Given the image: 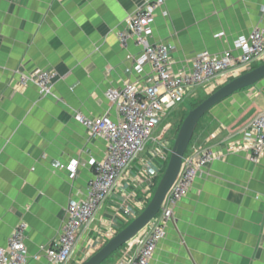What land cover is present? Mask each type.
<instances>
[{
  "label": "crops",
  "instance_id": "crops-1",
  "mask_svg": "<svg viewBox=\"0 0 264 264\" xmlns=\"http://www.w3.org/2000/svg\"><path fill=\"white\" fill-rule=\"evenodd\" d=\"M152 1L0 0V248L25 223L26 264H53L45 249L59 237L69 205L87 198L91 162L108 153L107 142L76 115L117 121L106 91L126 84L142 89L155 79L151 64L136 69L143 48L134 40L124 47L119 39ZM263 14L264 0H164L149 42L166 44L173 72L184 75L202 52L239 56L237 40L249 36ZM39 70L57 73L49 95L19 83L20 74ZM231 78L204 86L206 93ZM187 102L178 107L182 115ZM260 113L264 79L203 118L188 151L211 147L217 158L175 207L148 264H264V153L253 160L243 150L245 131ZM155 154L133 162L78 234L67 264H83L143 211L168 161ZM72 161H78L75 176L62 167ZM145 232L104 264H129Z\"/></svg>",
  "mask_w": 264,
  "mask_h": 264
},
{
  "label": "built area",
  "instance_id": "built-area-1",
  "mask_svg": "<svg viewBox=\"0 0 264 264\" xmlns=\"http://www.w3.org/2000/svg\"><path fill=\"white\" fill-rule=\"evenodd\" d=\"M163 5L164 0H153L141 7L131 17L129 30L119 34L124 47L128 41L134 40L143 48V55L137 60L136 69L140 71L144 63L151 64L155 79L142 89L135 84H126L121 89L106 91L107 100L117 110V121L108 117L87 118L81 114L75 117L92 136L107 142L108 153L103 160L91 162L93 176L88 185L87 198L69 205L59 237L51 246L43 248L48 260L53 264L69 262L80 231L92 222L133 162L153 140L158 126L176 108L195 97L199 88L214 79L220 76L231 78L237 72H245L264 62L263 14L259 26L249 36H242L236 42V48L240 50L239 56L234 55L232 51L220 56L202 52L194 59L190 73L175 74L170 65L169 47L163 43L149 42L152 22L156 12ZM56 78L57 73L53 70H39L32 74H20L19 83L22 86L34 84L42 94L49 95ZM244 138L246 147L243 150L250 154L251 159H258L264 153V113L253 119L245 131ZM162 149L170 151V148L165 146ZM160 151L157 150L154 156L163 158ZM216 158L217 155L211 147L187 151L178 179L167 195L162 210L147 227L148 231L145 230L142 235L139 251L129 264L149 263L158 243L165 236L167 222L173 220L175 207L188 195L198 175ZM62 167H66L70 174L75 176L78 161H72ZM156 173V170L149 167L150 176H155ZM27 227L25 223H20L12 232L8 246L0 248V264L27 263L28 255L24 241Z\"/></svg>",
  "mask_w": 264,
  "mask_h": 264
},
{
  "label": "water",
  "instance_id": "water-1",
  "mask_svg": "<svg viewBox=\"0 0 264 264\" xmlns=\"http://www.w3.org/2000/svg\"><path fill=\"white\" fill-rule=\"evenodd\" d=\"M264 79V63L234 77L211 93L184 118L170 150L166 170L148 205L124 229L113 236L83 264H103L122 247L136 239L155 219L178 179L185 155L191 145L199 122L216 105L236 92L253 87Z\"/></svg>",
  "mask_w": 264,
  "mask_h": 264
},
{
  "label": "rangeland",
  "instance_id": "rangeland-1",
  "mask_svg": "<svg viewBox=\"0 0 264 264\" xmlns=\"http://www.w3.org/2000/svg\"><path fill=\"white\" fill-rule=\"evenodd\" d=\"M263 16V15H262ZM259 26V25H258ZM257 26V27H258ZM256 27V28H257ZM255 28V29H256ZM254 29V30H255ZM238 41V40H237ZM264 63V62H263ZM259 65H261V64H259ZM40 71H48V70H40ZM247 71H249V70H247ZM246 72V71H245ZM245 72H237L238 73V75L237 76H239V75H241V74H243V73H245ZM236 77V76H235ZM221 78H224L223 76H220V77H218L217 79H214L213 81H211L210 83H208L205 87H207V86H211L212 84H216ZM220 86H222V84H220V85H218V86H216V88L211 92V93H213L216 89H218ZM205 87H202V88H199V90H198V93L196 94L197 95V97L199 96V98H201V99H203V98H205V97H207V96H209L211 93H206V88ZM189 100V99H188ZM187 101V100H186ZM186 105H184V107H185ZM180 107V106H179ZM188 109H190V108H188ZM190 111V110H189ZM188 111V112H189ZM182 120H183V116H182V114L178 111V108H176L172 113H171V115L168 117V119H166V120H164L159 126H158V128H157V130H156V132H155V134H154V137H153V140L151 141V143H149L148 144V146L146 147V149H145V151L142 153V155L143 154H145L147 151H150V153H151V151H152V153L154 152V150L155 151H157V150H161L160 152H162V154H163V157L165 158V157H167V159L166 160H168L169 159V155H170V151H168V150H164V149H162L163 148V146H165L166 148H170V150H171V148H172V146H173V143H174V140H175V136H176V134H177V132H178V129H179V126H180V124H181V122H182ZM168 164V163H167ZM166 165V164H165ZM166 167H167V165L165 166V169L163 170V172L158 176V178L156 179V181H155V186H154V188H153V194H154V192L156 191V188H157V186H158V184H159V182H160V180H161V178H162V176H163V174H164V172H165V170H166ZM162 210V209H161ZM160 210V211H161ZM159 214V213H158ZM174 215V214H173ZM174 217V216H173ZM170 221H172V220H170ZM170 221H168L167 222V224H166V226L169 224V223H171ZM148 231V230H147ZM143 238V237H142ZM142 238H141V240H142ZM163 239V238H162ZM141 240L139 241V243H138V249H137V253H138V251H139V247H140V245L142 244L141 243ZM143 242V241H142ZM159 244V243H158ZM158 246V245H157ZM157 248V247H156ZM155 251H156V249H155ZM136 253V254H137ZM155 253V252H154ZM153 257V256H152ZM72 258V257H71ZM71 258H70V260H71ZM70 260H69V262H70ZM109 260V259H108ZM68 262V263H69ZM84 263V262H83ZM105 263V262H104ZM103 263V264H104Z\"/></svg>",
  "mask_w": 264,
  "mask_h": 264
},
{
  "label": "trees",
  "instance_id": "trees-1",
  "mask_svg": "<svg viewBox=\"0 0 264 264\" xmlns=\"http://www.w3.org/2000/svg\"><path fill=\"white\" fill-rule=\"evenodd\" d=\"M255 67H257V65H255V66H253L251 69H253V68H255ZM251 69H249V70H251ZM231 79H233V78H231ZM230 79V80H231ZM229 80V81H230ZM208 97V96H207ZM207 97H205V98H203V99H201V98H199V96L197 97V98H192V99H190V100H188V102L186 103V111L183 113V120H184V118L187 116V114H188V111L189 110H192V109H194L195 107H197L202 101H204ZM188 108H190V109H188ZM205 117V116H204ZM168 119V118H167ZM183 120H182V122H183ZM203 120V119H202ZM201 120V121H202ZM201 121L199 122V124H198V126H197V128H196V131H195V134H196V132H197V129H198V127H199V125H200V123H201ZM182 122H181V124H182ZM181 124H180V126H181ZM180 126H179V129H180ZM179 129H178V131H179ZM177 134H178V132H177ZM177 134H176V136H177ZM195 134H194V136H193V139H194V137H195ZM176 136H175V138H176ZM193 139H192V141H193ZM191 144H192V142H191ZM191 146V145H190ZM190 148V147H189ZM189 150V149H188ZM169 160V159H168ZM167 163H168V161H167ZM167 163H166V165H167ZM165 165V166H166ZM149 203V202H148ZM148 205V204H147ZM141 213V212H140ZM139 213V214H140ZM138 216V215H137ZM125 228V227H124ZM123 228V229H124ZM145 231V230H144ZM114 255V254H113Z\"/></svg>",
  "mask_w": 264,
  "mask_h": 264
},
{
  "label": "bare ground",
  "instance_id": "bare-ground-1",
  "mask_svg": "<svg viewBox=\"0 0 264 264\" xmlns=\"http://www.w3.org/2000/svg\"><path fill=\"white\" fill-rule=\"evenodd\" d=\"M146 229H147V228H146ZM146 229H145V230H146Z\"/></svg>",
  "mask_w": 264,
  "mask_h": 264
}]
</instances>
